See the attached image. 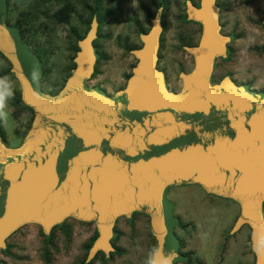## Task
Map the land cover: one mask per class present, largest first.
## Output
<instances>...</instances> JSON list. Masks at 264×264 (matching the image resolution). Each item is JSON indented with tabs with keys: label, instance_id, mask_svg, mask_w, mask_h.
<instances>
[{
	"label": "water",
	"instance_id": "water-1",
	"mask_svg": "<svg viewBox=\"0 0 264 264\" xmlns=\"http://www.w3.org/2000/svg\"><path fill=\"white\" fill-rule=\"evenodd\" d=\"M187 8L189 18L204 25V34L200 47L189 50L196 66L182 75L181 92H170L156 68L158 17L142 35L144 47L133 52L139 63L126 90L110 97L86 83L99 57L95 20L79 41L65 86L51 95L40 86L39 57L22 41L19 26L6 23V0H0V53L21 86L24 106L34 113L18 147L0 138L2 251L26 225L40 226L49 238L56 227L76 219L97 227L86 262L99 252L109 259L117 220L132 222L140 213L150 218L151 235L163 252L176 253L174 264L186 261L167 193L197 185L239 205L231 234L249 226L255 264H264V251L257 254L253 247L264 239V94L231 83L211 85L215 59L225 47L215 0H203L200 9L188 2ZM33 70L38 82L31 78Z\"/></svg>",
	"mask_w": 264,
	"mask_h": 264
},
{
	"label": "flooded vegetation",
	"instance_id": "flooded-vegetation-1",
	"mask_svg": "<svg viewBox=\"0 0 264 264\" xmlns=\"http://www.w3.org/2000/svg\"><path fill=\"white\" fill-rule=\"evenodd\" d=\"M202 1L203 0H180V2L178 0H138V10L131 17V19L128 20L126 14L128 0H44V12H42V18H44L45 21H48L49 24L57 23L67 25L70 24L72 18L75 17L78 26L83 32L82 34H79V30L76 29L74 34L70 32L68 38L75 36L77 39L76 45L78 48L79 41L87 36L92 28L93 22L96 20L98 26L96 38L93 41V46L96 48V52L99 57L94 66V73L86 83L89 89L98 88L104 91L108 96L114 97L118 92L127 89L129 79L133 76L134 68L139 63V60L133 52L144 47L142 35L148 34L152 30L154 26L153 20L159 17L162 30L159 37V48L157 53L158 60L156 68L158 71L163 73L168 90L170 92L179 93L183 88L182 75L191 74L196 66L194 55L189 50L200 47L204 34V25L189 18L187 4L188 2H191L196 8L200 9L202 8ZM53 2L57 5L54 11L52 10ZM257 2L258 0H215V5L217 7L216 28L223 40H225V47L223 53L215 59V64L211 74L212 86L223 85L225 82L233 84L236 88H246L249 91L264 94V44H259V42L257 43L255 36L256 25L259 29H264V8L258 10L259 14H261V19L257 20ZM66 9L67 16L69 18L68 22L59 21L57 15ZM79 50L80 48L76 50V55L72 59V62H74ZM111 53L114 55L115 61L108 65V74L104 75H107V79L111 81V86L114 87L113 89H115L113 92H110L109 88L105 84H90L99 75L98 71L102 60L107 59L109 61L111 57L113 59V55ZM129 55L135 61L131 72L129 74L126 72L124 74H117L121 69H124L125 62ZM183 56L184 58H187L186 62L189 66H191V68L185 69L187 65L180 66L177 78L182 83V87L179 91H173L170 83V74L168 71L170 68L169 62L172 64L179 63L183 60H181V57ZM40 63L43 69V74L40 79V86L43 90L42 82L49 74H45L46 67L42 60H40ZM75 67H72L70 74H68L62 88L57 93H51L49 91L44 92L51 95L58 94L65 86L67 79ZM3 76H12L13 80L18 82L14 74H3ZM118 78H121L124 83L119 85L114 83L118 80ZM102 86H104L106 89ZM19 95L21 97V86L18 96ZM18 96L15 103L18 101ZM28 110H30L32 113V117L29 119L30 123L26 133L24 134V138L26 137L34 118L33 111L31 109ZM3 139L5 140V138ZM9 146L13 147L11 145ZM184 186H195L202 189L197 185ZM184 186L170 188L167 193V198L172 204L173 215L178 221L174 227V234L179 242L178 250L182 256L187 258L186 261H178L175 264H192L196 261V259L197 261L204 259L206 264H209L207 254L205 253L202 256L201 250L204 248V244L206 247V243L203 241V235L201 231L197 229L193 222L187 221L185 219L190 216L189 213H184L186 215L182 216L180 213L181 211H179L177 208L178 201L180 200L181 196L175 197V191L176 189ZM205 193L207 196L209 195L211 197L220 198L208 194L207 192ZM202 203H206V201ZM137 215L148 218V230L150 232V218L145 214L135 213L132 222H130L125 217L118 219L113 229L114 232L117 233V237L111 240V244L115 249V251L110 253L112 258H114L116 254H121L123 251V248L118 245V240L122 237V231L119 229L120 222L125 221L134 227ZM238 217L239 215L237 218ZM237 218L235 219L233 226L235 225ZM77 223L82 225L94 224L85 223L76 219H68L63 225H61V227H65L64 229L69 231L74 226V224ZM242 228L238 232H240ZM197 234L201 239L202 246L200 249H196L192 246V239H195ZM233 235L234 234H232V236ZM64 237L66 238L65 235ZM97 237L94 238L92 243H90L88 246V254L90 247ZM151 237L153 239L154 246H157L155 237L152 235ZM205 237L206 234L204 235V238ZM222 250L223 242L219 249L216 248L210 253L211 264L213 259L212 257L215 256L217 251ZM199 252L201 253L202 257L197 256ZM97 255L104 256L102 252H99Z\"/></svg>",
	"mask_w": 264,
	"mask_h": 264
},
{
	"label": "rangeland",
	"instance_id": "rangeland-1",
	"mask_svg": "<svg viewBox=\"0 0 264 264\" xmlns=\"http://www.w3.org/2000/svg\"><path fill=\"white\" fill-rule=\"evenodd\" d=\"M178 1L180 2V0ZM43 2L44 0H10V7L8 8L10 11V24L15 25V22L24 16L29 17V24L27 23L28 25L24 30L27 34L23 32L24 41L28 42L27 44L30 45L31 50L43 61L46 67L45 74H49L42 82L43 91L57 93L62 88L68 74H70L73 67L72 59L75 57L77 50V39L75 36L68 38V35L70 32L74 34L76 29L79 30V34H82L83 31L78 26L75 17L67 25L49 24L48 21L42 18V12H44ZM137 2L138 0H128L126 11L128 20L137 12ZM56 6L53 2V11ZM34 7L35 9H33ZM36 7H39V9ZM262 8H264V0H258L256 3L257 20L261 19L258 10ZM255 36L257 43L264 44V29H259L256 25ZM186 59L183 56L181 57L182 61L179 63L172 64L169 62L170 68L168 71L173 91H179L182 87V83L177 78L180 66L187 65L185 69L191 68ZM114 61V55L113 59L111 57L109 61L103 59L99 67V75L90 84H105L110 92H113L115 89L111 86V81L107 79V75L104 74H108V65ZM134 64L135 61L129 55L124 69H121L117 74H124L125 72L129 74ZM9 68L11 69L10 63L0 56V77H7L15 88V96L8 102V120L0 123L2 129H4L3 136L5 140L9 145L15 147L24 138L32 113L22 107L18 101L15 103L20 92V86L17 81L13 80L12 76H3ZM114 83L119 85L124 82L121 78H118ZM52 144H54V141ZM175 192V197L181 196L178 201V210L181 211L182 216L189 213L190 216L185 219L193 222L203 235L206 247L204 244V248L201 250L202 256L205 253L207 254L209 264H211L210 253L216 248L219 249L222 242L223 250L217 251L215 256L212 257V264H255V255L251 253V229L249 226H243L242 230L237 234L234 233L233 236L231 234L235 219L240 213L238 204L223 198L207 196L202 189L195 186L180 187ZM204 201L206 203H202ZM135 221L134 227L125 221H121L119 224V229L122 231V237L118 240V245L123 248L121 254H116L114 258H109L110 260L106 259V262L99 257L95 262L92 263V260L89 263L86 262V264H146L148 254L154 247L153 239L148 230V218L137 215ZM64 228L59 226L47 239L43 235L40 226L34 224L24 226L7 240L8 248L11 249L8 253H4L0 249L1 264H82L86 261L88 255V246L95 238L96 226L94 224L82 225L77 223L69 231ZM205 234L206 237L204 238ZM46 240H49L50 243L48 244ZM192 244L196 249L201 248V239L198 234L195 239H192ZM47 251L50 254L49 258L45 257ZM197 256H201V253L199 252ZM202 263L206 264L204 259L200 261L196 259L192 264Z\"/></svg>",
	"mask_w": 264,
	"mask_h": 264
},
{
	"label": "clouds",
	"instance_id": "clouds-1",
	"mask_svg": "<svg viewBox=\"0 0 264 264\" xmlns=\"http://www.w3.org/2000/svg\"><path fill=\"white\" fill-rule=\"evenodd\" d=\"M33 81L38 82L40 79L39 73L33 70L31 73ZM15 96V88L7 77H0V122L8 120V102ZM254 251L260 254L264 251V239H259L254 244ZM176 253L170 252L165 254L161 247L154 246L148 254L146 264H174Z\"/></svg>",
	"mask_w": 264,
	"mask_h": 264
},
{
	"label": "trees",
	"instance_id": "trees-1",
	"mask_svg": "<svg viewBox=\"0 0 264 264\" xmlns=\"http://www.w3.org/2000/svg\"><path fill=\"white\" fill-rule=\"evenodd\" d=\"M6 5H7V15H6V23L8 24V25H11L10 24V16H9V14H10V11H9V7H10V0H6ZM37 9H39V7H36ZM33 9H35V7L33 8ZM67 9L65 10V11H63V12H61V13H59L58 15H57V17H58V19H59V21H65V22H68V20H69V18H68V16H67ZM38 13V12H37ZM28 21H29V17L28 16H24L23 18H21L20 20H18V21H16L15 22V25H11V26H16V25H18L19 26V28H20V32H21V38H22V41L25 43V44H27L28 42L26 41H24V36H23V32H25L24 30L26 29V25H28L29 23H28ZM28 23V24H27ZM26 33V32H25ZM27 34V33H26ZM29 47H30V45L29 44H27ZM31 49V48H30ZM77 49H79L78 47H77ZM34 52V51H33ZM35 53V52H34ZM36 54V53H35ZM37 55V54H36ZM0 56L2 57V58H5L1 53H0ZM38 56V55H37ZM40 58V57H39ZM6 59V58H5ZM7 60V59H6ZM8 61V60H7ZM9 62V61H8ZM11 65V64H10ZM73 67H75V63L73 62ZM6 74H13L12 72H11V69L9 68V70L6 72ZM18 103L19 104H21L22 105V107H24V108H26L25 106H24V104H23V102H22V99H21V97L19 96L18 97ZM27 109V108H26ZM3 127H1V123H0V137H3L4 138V136H3V134H4V132H3V130L4 129H2ZM59 227H56L54 230H56V229H58ZM96 235H95V238L98 236V234H97V232L95 233ZM46 238V237H45ZM47 242H48V244L50 243L49 242V240H46ZM11 249H10V247L8 248V250L7 251H3L4 253H8V251H10ZM251 253H253V251L251 250ZM45 257H50V254H49V252L47 251L46 252V255H45ZM99 257H101V259L103 260V261H107L106 259H105V257L103 256V255H97L95 258H94V260L92 261V263L93 262H95L97 259H99ZM2 262H0V264H1ZM82 264H86V261H84Z\"/></svg>",
	"mask_w": 264,
	"mask_h": 264
},
{
	"label": "bare ground",
	"instance_id": "bare-ground-1",
	"mask_svg": "<svg viewBox=\"0 0 264 264\" xmlns=\"http://www.w3.org/2000/svg\"><path fill=\"white\" fill-rule=\"evenodd\" d=\"M42 162H43V160H42ZM42 162L40 163V165L42 164Z\"/></svg>",
	"mask_w": 264,
	"mask_h": 264
}]
</instances>
